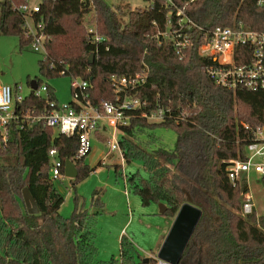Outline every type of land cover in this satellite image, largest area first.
<instances>
[{
  "label": "trees",
  "instance_id": "trees-1",
  "mask_svg": "<svg viewBox=\"0 0 264 264\" xmlns=\"http://www.w3.org/2000/svg\"><path fill=\"white\" fill-rule=\"evenodd\" d=\"M146 1L145 8L129 11L127 22L123 10L105 0L45 2L42 13L34 15L35 23L43 21L46 35L52 38L48 55L39 62L40 73L89 81L90 98L100 105L116 97L112 77L147 72V83L134 95L146 102V112L161 105L169 107L171 114L165 121L152 123L144 118L143 111L136 112L129 126L123 128L126 136L120 146L125 161L142 158L149 173L147 180L137 174L128 177L132 192L141 198L143 206L164 204V216L172 219L187 202V195L203 209L181 264H264V218L259 220L260 229L256 214L243 219L237 213L248 190L242 182L232 185L224 162L245 158L249 134L241 123L264 125V91H229L218 86L207 73L212 61L197 55L200 42L188 48L184 57L168 43L159 45L155 36L166 29L170 9L160 0ZM175 2L207 30L242 25L264 32V8L257 0ZM26 3L0 1V34L18 37L21 49L32 45V39L26 37V15L17 10ZM92 25L104 38L98 52L87 33ZM36 83L39 89L40 80ZM48 101L57 103L50 87L47 97L32 91L16 105L19 119L8 127L7 141L0 131V264H95L97 249L91 231L95 216L79 207L78 197L73 216H62L65 199L54 187L50 151L57 150L63 176L67 161L76 164L79 177L74 189L97 167L86 165L85 158L77 160V136L55 135L43 121L31 118L50 111ZM157 125L175 128L174 151L149 153L136 143V129ZM26 188L39 208L37 215L27 210L23 197ZM96 201L102 208L103 202ZM97 264H156V259L145 263L134 244L123 236L120 258Z\"/></svg>",
  "mask_w": 264,
  "mask_h": 264
},
{
  "label": "built area",
  "instance_id": "built-area-1",
  "mask_svg": "<svg viewBox=\"0 0 264 264\" xmlns=\"http://www.w3.org/2000/svg\"><path fill=\"white\" fill-rule=\"evenodd\" d=\"M57 1L35 0L31 2L27 0L26 4L17 8L20 13L26 15V37L32 39V50L36 53H43L45 57L48 55L47 45L52 38L46 35L43 21L35 23L34 15L42 13V5L45 2L55 3ZM160 1L170 9V13L166 29L159 30L155 36L160 41L159 45L168 43L178 56L184 57L188 48L192 47L195 42H200L197 45V55L212 61L207 67V73L218 86L229 91H264V32L246 29L242 25L207 30L194 22L184 10L179 9L175 0ZM257 4L264 8V0H257ZM87 33L98 52V45L104 41V38L93 25L87 27ZM147 79V72L131 77H112L115 99L96 105L90 98L91 83L73 78V102L60 107L56 102L48 101L51 110L31 118L35 121H43L47 127L55 131V135L77 136L79 139L77 160L86 158L92 153V142L97 138V134L111 130V139L105 138L107 141L104 143L109 149L106 156L119 152L124 162V153L118 136L124 134L123 128L129 126L133 114L143 111L144 118L152 123L165 121L171 114L169 107L161 105L153 111L146 112V102L134 95L147 83ZM39 89L38 94L37 91L35 92L41 97L40 92L48 93L49 87L42 85ZM22 91L21 86L15 88L9 85L0 86V131L5 141H7L8 127L13 121L19 119L16 105L25 100ZM241 125L249 134L244 149L245 158L224 162L227 164L226 172L232 185L236 186L242 182L248 190L243 194V206L238 214L243 219L253 214H256L258 218L259 215L250 192V182L253 177L264 181V125L255 127L248 123H241ZM50 159L52 180H60L63 176L61 173L63 163L58 158L56 149L50 151ZM257 227L261 229L259 223ZM154 259H156V264H170L158 259L157 256Z\"/></svg>",
  "mask_w": 264,
  "mask_h": 264
},
{
  "label": "rangeland",
  "instance_id": "rangeland-1",
  "mask_svg": "<svg viewBox=\"0 0 264 264\" xmlns=\"http://www.w3.org/2000/svg\"><path fill=\"white\" fill-rule=\"evenodd\" d=\"M29 1L35 2V0ZM105 1L109 6L123 10V20L125 22H127L130 10L143 9L148 5L146 0ZM84 23H86L85 19ZM44 59L45 55L34 52L31 46L21 49L18 37L0 34V86L9 85L12 88L21 86L23 87L22 95L26 98L32 92L31 83L40 80L41 86L47 85L50 87L60 107L70 104L74 101L72 78L69 76H43L40 73L39 62ZM40 95L47 97L45 92H40ZM101 134L102 139H111V130ZM125 136L126 134L119 135L118 141H122ZM135 141L149 153L160 150L174 151L177 143V132L175 128L165 125H157L154 128H146L145 130L138 128L136 129ZM92 147V153L85 158V164L91 168L102 167L97 162L108 153L109 149L103 143V140L100 142L93 140ZM117 165L118 172L116 170ZM102 169L101 173H92L86 180L77 184L76 189L73 188L75 180L68 179L65 176H62L60 180L53 181L54 187L65 199L60 210L62 216L65 218L73 216L76 197L79 198V207L89 209L91 215L95 216L91 229L93 233L92 241L97 249L93 254L95 264L111 263L113 260L117 261L120 258L121 242L116 240L117 229L119 231L126 224V237L134 243L141 255L146 258L156 257L158 254L157 242L159 240L157 231L161 222L159 217H162L156 214L157 212L159 214L163 213L166 206L162 203L143 206L141 198L132 192V187L128 182V177L135 174L145 180L149 178L144 160L134 157L130 162L123 163L119 152H115L105 161ZM109 186L110 188H116L123 194L121 200L118 201V207L120 205L121 210L118 209L116 216H113L112 213L113 203L109 202L112 193L111 191L107 192L110 189ZM250 192L254 199L256 212L259 215L256 219L259 221L261 217L264 218L263 181L253 177L250 182ZM131 198L133 199L132 203L128 200ZM96 200L107 201V208L106 205L104 208L99 207V202ZM124 203H126L125 211H123ZM108 221L113 226H110Z\"/></svg>",
  "mask_w": 264,
  "mask_h": 264
},
{
  "label": "water",
  "instance_id": "water-1",
  "mask_svg": "<svg viewBox=\"0 0 264 264\" xmlns=\"http://www.w3.org/2000/svg\"><path fill=\"white\" fill-rule=\"evenodd\" d=\"M93 61L94 56L91 55L89 58V64L92 65ZM31 88L32 91L38 90L36 81L31 83ZM65 177L71 180H75L79 177V171L74 162H66ZM23 197L29 214H39V208L29 189H24ZM203 213V209L194 205L190 195H187V202L183 204L178 211L173 225L157 254V258L170 264H181L185 250L202 219ZM149 260L150 259H146L145 263H148Z\"/></svg>",
  "mask_w": 264,
  "mask_h": 264
},
{
  "label": "crops",
  "instance_id": "crops-1",
  "mask_svg": "<svg viewBox=\"0 0 264 264\" xmlns=\"http://www.w3.org/2000/svg\"><path fill=\"white\" fill-rule=\"evenodd\" d=\"M103 137H102V134H97V138L96 139H93L94 141H101V140H103L102 139ZM107 155V154H106ZM104 156V157H102V159H100L97 163H99V164H104L105 163V161L106 160H108L109 158H110V156L112 155H109V156ZM124 162H126V161H124ZM123 162V163H124ZM118 166V165H117ZM103 167V166H102ZM102 167H98L93 173H101L102 172ZM108 188H110V186L108 187ZM109 191H111L112 193H111V195H110V197H109V202L111 201V203H113L112 204V208H113V211H112V213H113V216H116L117 215V213H118V209H120L121 210V207H120V205H119V207H118V201L119 200H121V198H122V193L121 192H119V190H117L116 188H110L109 190H107V192H109ZM79 199V198H78ZM107 199V198H106ZM108 200V199H107ZM129 201H130V203H132L133 202V199L131 198V199H128ZM142 202V201H141ZM80 203V202H79ZM152 204H155V203H152ZM152 204H150V205H152ZM105 205H106V208H107V205H108V203H107V201H104L103 200V206H102V208H104L105 207ZM143 205V204H142ZM150 205H148V206H150ZM82 208H85V207H82ZM86 209V208H85ZM162 209V208H161ZM89 210V209H88ZM126 210V203H124V205H123V211H125ZM161 211V210H160ZM164 211V210H163ZM162 211V212H163ZM156 213V212H155ZM110 215V214H109ZM156 215H159V216H162V217H159L160 219H161V222L159 223V227H158V231H157V237H159V240H158V242H157V253L160 251V249H161V247H162V245H163V243H164V240L166 239V237H167V235H168V233H169V231H170V229H171V227H172V225H173V222H174V219L175 218H169V217H166V216H164V212L163 213H161V214H159L158 212H157V214ZM109 222V221H108ZM114 222V221H113ZM110 223V226H113L112 225V223L111 222H109ZM127 225V224H126ZM126 225L125 226H123L122 228H120L119 229V231H118V229H117V236H116V240H117V242L118 241H120L121 242V239H122V237L123 236H126V233H125V228H126ZM117 228H118V226H117ZM134 244V243H133ZM135 246V245H134ZM137 249V248H136ZM138 252L140 253V251L138 250ZM140 255H141V253H140ZM154 255V254H153ZM142 256V255H141ZM143 257V256H142ZM145 260L146 259H150V258H146V257H143Z\"/></svg>",
  "mask_w": 264,
  "mask_h": 264
}]
</instances>
